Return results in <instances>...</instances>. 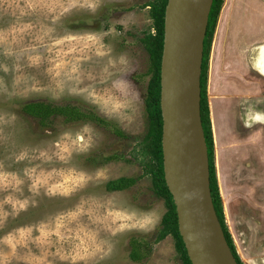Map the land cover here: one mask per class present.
I'll return each instance as SVG.
<instances>
[{"label": "rangeland", "instance_id": "1", "mask_svg": "<svg viewBox=\"0 0 264 264\" xmlns=\"http://www.w3.org/2000/svg\"><path fill=\"white\" fill-rule=\"evenodd\" d=\"M146 1L0 0V264H181L171 235L151 241L165 208L140 176L149 75L139 38L153 32ZM260 86L254 110L262 112L264 79ZM28 101L91 110L126 137L60 117L40 127L20 110ZM219 132L213 163L223 219L248 264L264 258V148H251L263 151L259 162L247 156L228 170ZM112 152L121 157L88 160ZM119 176L138 179L106 191ZM133 237L149 244L140 261L128 258Z\"/></svg>", "mask_w": 264, "mask_h": 264}, {"label": "water", "instance_id": "2", "mask_svg": "<svg viewBox=\"0 0 264 264\" xmlns=\"http://www.w3.org/2000/svg\"><path fill=\"white\" fill-rule=\"evenodd\" d=\"M211 0H166L159 61L162 175L191 264H235L215 217L199 116L202 41ZM201 141L204 174L196 177Z\"/></svg>", "mask_w": 264, "mask_h": 264}, {"label": "trees", "instance_id": "3", "mask_svg": "<svg viewBox=\"0 0 264 264\" xmlns=\"http://www.w3.org/2000/svg\"><path fill=\"white\" fill-rule=\"evenodd\" d=\"M222 0H211L209 12L207 15V23L202 41V55L200 64V98H199V116L200 125L203 135L204 146L207 158L208 170V187L209 195L212 203V208L222 232V236L229 248V251L235 261V264H242L234 250L231 237L223 219V208L220 202V196L216 184L214 163H213V145L210 131V122L208 117V107L205 97V81H206V64L207 55L211 36L213 33L216 17ZM166 0H150L146 1L142 6L148 7V15L151 19V27L153 32L145 31L139 38V41L147 54L148 79L145 84L144 93L142 96V105L146 118V128L139 141V162L141 163V175L149 176V187L152 194L162 199L164 212L162 213L157 229L155 230L152 242H157L163 239L166 235H171L174 239V247L179 255L181 264H191L186 257L183 243L177 232L176 216L174 203L169 194L162 175L161 166V150H160V129L161 117L159 111V61L162 45V24L163 11ZM20 110L36 120L40 127H45L51 124L56 117H60L63 121H90L95 125L107 129L112 134L118 137H126L117 127L110 124L103 118L97 116L91 110L80 108L77 105L70 103H50L44 101H28L20 105ZM121 155L112 152L106 155H92L88 160H96L102 164L111 160H116ZM138 177L119 176L109 179L104 183L106 191H120L132 186ZM149 253V244L142 237H133L129 240L128 258L132 261H140Z\"/></svg>", "mask_w": 264, "mask_h": 264}, {"label": "crops", "instance_id": "4", "mask_svg": "<svg viewBox=\"0 0 264 264\" xmlns=\"http://www.w3.org/2000/svg\"><path fill=\"white\" fill-rule=\"evenodd\" d=\"M262 8L264 0H226L210 40L205 93L213 160L214 129L218 128L226 139L223 147L228 170L233 164L244 165L247 156H252L253 162L263 156L264 149L261 154L256 148L258 155H251L252 147L261 143L264 148V111L254 110L263 101L259 87L264 79ZM263 259H250L248 264H264Z\"/></svg>", "mask_w": 264, "mask_h": 264}, {"label": "bare ground", "instance_id": "5", "mask_svg": "<svg viewBox=\"0 0 264 264\" xmlns=\"http://www.w3.org/2000/svg\"><path fill=\"white\" fill-rule=\"evenodd\" d=\"M195 168H196V177H198V179L201 180L204 174V152L201 141H198L196 157H195Z\"/></svg>", "mask_w": 264, "mask_h": 264}]
</instances>
